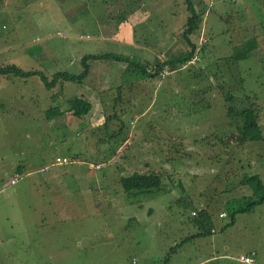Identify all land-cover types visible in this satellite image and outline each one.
Segmentation results:
<instances>
[{"label": "rangeland", "instance_id": "obj_1", "mask_svg": "<svg viewBox=\"0 0 264 264\" xmlns=\"http://www.w3.org/2000/svg\"><path fill=\"white\" fill-rule=\"evenodd\" d=\"M139 3L169 13L164 24L179 35L165 54L156 32L146 36L137 26L146 52L166 58L183 50L185 0H0V64L51 78L77 73L85 53L132 55L129 43L99 28ZM210 6L204 35L191 36L195 63L165 65L155 77L126 72L121 78L132 76L131 85L121 87V99L107 89L81 118L46 116L63 101L50 94L62 83L50 90L38 75L0 74V264H264V201L233 222L226 211L252 192L244 173L264 182V138L239 139L228 115L229 105L258 106L264 136V0ZM62 45L74 49L73 65L61 63ZM147 60L152 69L157 58ZM72 154L75 162L49 164ZM134 170L159 172L164 184L151 196L126 194L119 178ZM201 209L209 218L201 220Z\"/></svg>", "mask_w": 264, "mask_h": 264}, {"label": "trees", "instance_id": "obj_2", "mask_svg": "<svg viewBox=\"0 0 264 264\" xmlns=\"http://www.w3.org/2000/svg\"><path fill=\"white\" fill-rule=\"evenodd\" d=\"M186 8L188 10V16L184 23L181 36L183 40L186 42L183 50H175V54H170L166 58L157 59L156 63L152 66V69L149 68V62H139L135 59H128L127 66L124 68L127 72H134L136 74L144 76H157L162 70L165 65L170 67V70L174 69L177 66H182L186 61L190 60L193 55L198 52L197 44L193 41L192 35H197L201 33L202 29V13L197 12L194 8L191 0H185ZM120 16V14H118ZM122 18V17H121ZM119 18V21H121ZM204 35V34H203ZM205 40V39H204ZM187 46V48H186ZM93 59H115V60H123L124 56L122 55H115L112 52H96V53H85L80 58L81 70L77 73L70 72L68 70H57L54 71L51 78H48L42 70L39 69H23L19 65L15 63H4L0 64V74H13L22 78L29 77L31 75H38L40 80L43 82L44 86L47 89H52L57 83H62L65 80H72L75 82H80L88 73L89 70V61ZM126 59V58H125ZM138 60V59H137ZM177 64V65H176ZM192 64V63H190ZM176 65V66H175ZM188 65V64H186ZM183 67V66H182ZM120 91L114 97V102H117L121 99V87L118 88ZM54 98L60 97L62 98L60 90L55 92ZM52 95V98H53ZM247 100L249 101V96H246ZM63 99V98H62ZM226 99L232 100L233 95L230 92L226 93ZM68 102V109L72 110V116L81 118L83 115L87 114V112L92 107V104L89 99L78 95L72 94L69 98H67ZM258 106H254V104H248L241 106L240 109H235L233 105H229L228 107V115L232 121L235 122L236 130L239 139H243L245 141L248 140H256L262 139L264 136L262 135V131L260 129V125L258 124ZM59 107L57 106H50L46 109V116H50L52 113L59 112ZM111 117V114L108 115ZM56 156V155H55ZM54 156V157H55ZM68 156V155H63ZM76 156V154L69 155L70 163L75 160H71V157ZM50 161V165H63V164H51L52 160ZM77 157V156H76ZM47 166V167H46ZM49 165H45V171ZM18 179V176H17ZM16 179V180H17ZM121 187L126 194L131 196H151L155 193L157 189L164 184L162 174L156 171H147V172H139V171H132L129 174L121 175L119 178ZM15 182V181H14ZM242 184H246L249 188H251L252 192L250 195L245 196V205H237L235 206H227L226 211L230 216V222L234 221L235 214L241 211H248L253 207L254 203L263 202L264 201V182L261 179L258 173H244L242 177ZM201 220L205 218H209V213L203 209L200 211ZM199 218V220H200ZM212 227V226H211ZM209 228L210 231L212 228ZM178 244H175L171 249L172 251L176 249Z\"/></svg>", "mask_w": 264, "mask_h": 264}, {"label": "crops", "instance_id": "obj_3", "mask_svg": "<svg viewBox=\"0 0 264 264\" xmlns=\"http://www.w3.org/2000/svg\"><path fill=\"white\" fill-rule=\"evenodd\" d=\"M192 4L197 12L202 13V19H203V13L207 11L209 12L211 10L210 8L211 0H192ZM135 6L136 7L129 6L126 9V11H125V6H124V8L119 11L120 16L117 15L118 16L117 22H121L120 24L117 22L107 23L109 28L107 27V25L106 27L99 28V32L101 33L102 37L104 38L109 37V36L117 37L119 41L129 43V45L133 47V51L130 49V52H132V55L125 54L123 61L115 60V59H93L89 63V70H88L87 75L80 82L72 81V84L68 85L66 84V81L68 80L63 81L62 82L63 88H61L60 90L63 101L62 103L59 104L60 111L57 113H61L67 116L73 115L72 110L68 109L67 98H69L72 94H74L75 91H76L75 94L81 95L89 100H91V98L95 96V97H98L99 100L101 101L102 95L100 94H105V91L107 89H111L114 91H120L118 89L119 87H122L123 89V87L127 85H131V83H129L130 81L129 79H131L132 76H129L127 78L125 77L121 78V76H124L127 72L125 71L124 73L123 71H124L125 66H127L128 59L141 60L140 58H142L143 62L145 61L149 62L147 59L152 56L156 57L157 59L158 58L163 59L162 57H159L154 54L150 55L146 52L148 51V47L145 46V42H141L142 38L138 30H136L137 26H139V28H145L144 33L146 36L152 34L153 32H156V35H155L156 40L154 42L157 45L164 47L163 49L165 51V54H167L170 50H173L172 49L173 43H176V44L178 43L179 35H176V32L172 33V31H170L168 27L164 24V21H163L164 18L169 20V17H168L169 13H166L161 17L159 15L160 12L156 13L154 10H150L149 8L147 9L145 4L139 3L138 5H135ZM121 11L122 12L125 11V13H122ZM119 18H121V21H119ZM152 22H159V23L158 25H155L154 27V24H152ZM126 24L129 25L131 28L128 29ZM80 34H82V32H80L79 35ZM73 50L74 49H68L67 46L62 45L61 57L59 58L62 64H65L67 66L74 64L76 59L73 58L74 56V54H72ZM155 52L158 53V51H155ZM159 52L160 54H162V51H159ZM80 70L81 68L79 69V71ZM128 73L131 74L132 72H128ZM106 84L108 85V87ZM67 90H69V94H64V91H67ZM50 94L53 95L54 93H50ZM113 101H114V97H113ZM89 112L90 110L87 112V114ZM109 114H111V116L113 117L117 116L116 115L117 113L115 112H112ZM120 146L117 148V150H120L121 148Z\"/></svg>", "mask_w": 264, "mask_h": 264}, {"label": "built area", "instance_id": "obj_4", "mask_svg": "<svg viewBox=\"0 0 264 264\" xmlns=\"http://www.w3.org/2000/svg\"><path fill=\"white\" fill-rule=\"evenodd\" d=\"M57 33L60 34V35H65V31H64V30H62V31H57ZM79 36L82 37L83 34H80ZM85 37H89V35L86 34ZM198 58H199V57H198L197 52H196V54L193 55V56L191 57V59L188 60V61H186L182 66L184 67L186 64H189V63H195L196 60H197ZM69 161H70V158H69L68 156L56 155V156L54 157V159L52 160L51 164H63V163H67V162H69ZM46 167H47V166H46ZM46 167L43 166V167L40 168V170H44ZM15 178H16V176H15V177H12V178H11V182H14V181H15ZM193 213H194V212H193ZM224 214H226V213H225V212H220V215H224ZM239 258L242 259V260H244V261H246V262L255 261L254 258H252L251 256L246 255V254H241V255L239 256Z\"/></svg>", "mask_w": 264, "mask_h": 264}, {"label": "clouds", "instance_id": "obj_5", "mask_svg": "<svg viewBox=\"0 0 264 264\" xmlns=\"http://www.w3.org/2000/svg\"><path fill=\"white\" fill-rule=\"evenodd\" d=\"M89 35V34H88Z\"/></svg>", "mask_w": 264, "mask_h": 264}]
</instances>
